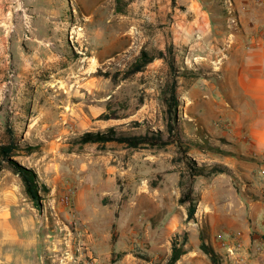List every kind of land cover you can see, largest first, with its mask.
<instances>
[{
  "label": "rangeland",
  "instance_id": "obj_1",
  "mask_svg": "<svg viewBox=\"0 0 264 264\" xmlns=\"http://www.w3.org/2000/svg\"><path fill=\"white\" fill-rule=\"evenodd\" d=\"M228 6L0 0V143L12 139V158L47 187L37 207L20 178L0 170V264H165L174 236L179 243L186 235L188 249H197L198 231L223 221L229 173L193 180L200 201L188 221L178 202L184 166L176 145L78 140L110 127L166 135L164 100L174 82L181 104L170 122L187 155L207 168L223 160L208 149L218 148L206 127L213 110L197 99L184 105L197 92L222 91L231 50L245 44ZM141 51L152 61L129 73ZM207 258L198 264H210Z\"/></svg>",
  "mask_w": 264,
  "mask_h": 264
},
{
  "label": "crops",
  "instance_id": "obj_2",
  "mask_svg": "<svg viewBox=\"0 0 264 264\" xmlns=\"http://www.w3.org/2000/svg\"><path fill=\"white\" fill-rule=\"evenodd\" d=\"M224 2L233 11L231 17L237 27L246 34L245 44L231 50L223 90L197 92L184 105H194L197 99V106L213 110L208 112L206 127L215 135L213 143L225 152L219 162L229 173L228 185L221 190L226 196L223 221L207 225V242L220 256L236 240L250 251L264 245V36L260 32L264 27V0ZM221 191L218 187L214 193ZM198 245L199 240L197 249L189 250L185 244V253L175 264H198L200 258L206 259Z\"/></svg>",
  "mask_w": 264,
  "mask_h": 264
},
{
  "label": "trees",
  "instance_id": "obj_3",
  "mask_svg": "<svg viewBox=\"0 0 264 264\" xmlns=\"http://www.w3.org/2000/svg\"><path fill=\"white\" fill-rule=\"evenodd\" d=\"M118 1V0H116ZM118 13H122V10L116 8ZM152 59L147 56L144 51H141L140 56L131 64L129 73H137L141 71ZM171 67V65H170ZM172 69V68H171ZM181 76L189 77L187 72H183ZM191 77V76H190ZM165 98V113H166V135H163L159 130L151 131L147 130L143 134L130 135L124 133H118L113 127H110L105 132H85L81 135L78 143H94L104 145L107 143H117L123 145L129 149L148 148V149H163L169 145H176L180 151L182 158L181 161L184 166V174L179 176L178 185L180 188V197L178 202L180 205H185L186 219L194 220V213L199 201L198 194L194 193L193 180L196 177H211L216 174L227 172V168L219 163H213L209 168L204 165L198 166L197 163L187 155L186 147H182V143L175 134V126L172 121H176L178 115V105L181 103L177 100L175 95V83L172 82L168 86V91ZM120 117H115L119 119ZM104 119H109L105 117ZM206 139V136H204ZM210 145V144H209ZM208 145V149L213 153H219L225 155V152L219 148H212ZM15 144L12 139H9L7 143H0V170L3 167H7L14 174H16L22 183L23 191L26 197L37 207L40 205V192L47 193V187L45 184L40 183L36 173L29 168H25L18 164L12 157L15 156ZM187 177L186 179L184 177ZM199 245L198 249L205 254L210 264H221V256L217 254L212 246L207 242V225L198 231ZM186 244V235H183L180 242H177V237L171 240L170 255L165 264H175L181 256L185 253L184 245Z\"/></svg>",
  "mask_w": 264,
  "mask_h": 264
},
{
  "label": "built area",
  "instance_id": "obj_4",
  "mask_svg": "<svg viewBox=\"0 0 264 264\" xmlns=\"http://www.w3.org/2000/svg\"><path fill=\"white\" fill-rule=\"evenodd\" d=\"M261 33L264 36V29ZM221 264H264V245L250 251L236 240L229 244L225 253L221 255Z\"/></svg>",
  "mask_w": 264,
  "mask_h": 264
}]
</instances>
